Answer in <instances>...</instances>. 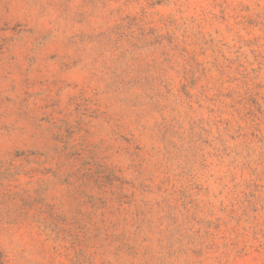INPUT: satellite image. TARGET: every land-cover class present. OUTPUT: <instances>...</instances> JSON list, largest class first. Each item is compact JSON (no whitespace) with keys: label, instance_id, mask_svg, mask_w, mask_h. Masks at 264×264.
Here are the masks:
<instances>
[{"label":"rangeland","instance_id":"rangeland-1","mask_svg":"<svg viewBox=\"0 0 264 264\" xmlns=\"http://www.w3.org/2000/svg\"><path fill=\"white\" fill-rule=\"evenodd\" d=\"M0 264H264V0H0Z\"/></svg>","mask_w":264,"mask_h":264}]
</instances>
